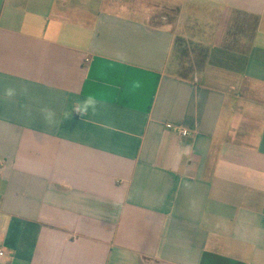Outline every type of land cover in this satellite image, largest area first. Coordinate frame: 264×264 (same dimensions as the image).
I'll return each instance as SVG.
<instances>
[{"label":"crops","instance_id":"0c3cea01","mask_svg":"<svg viewBox=\"0 0 264 264\" xmlns=\"http://www.w3.org/2000/svg\"><path fill=\"white\" fill-rule=\"evenodd\" d=\"M9 85L0 264H264V0H0Z\"/></svg>","mask_w":264,"mask_h":264},{"label":"clouds","instance_id":"9594fccd","mask_svg":"<svg viewBox=\"0 0 264 264\" xmlns=\"http://www.w3.org/2000/svg\"><path fill=\"white\" fill-rule=\"evenodd\" d=\"M139 82H136L134 84V87H139ZM27 94L28 93V87L24 86L22 89H17V87L13 85H9L7 87L0 88V97L7 98L9 101L15 100L18 94L20 93ZM103 101L99 99L97 96L88 94L83 99L77 100L72 105V111L71 113H65V117L68 118L71 116L73 112L79 113L81 116H89L95 115L98 111L99 105ZM22 108L27 113H31V107L30 105H22ZM40 112L43 116V119L50 125H55L57 122V113L54 108L48 105H43L40 109ZM113 207L117 208L118 210H122V202H115L113 204Z\"/></svg>","mask_w":264,"mask_h":264},{"label":"built area","instance_id":"2783aa9c","mask_svg":"<svg viewBox=\"0 0 264 264\" xmlns=\"http://www.w3.org/2000/svg\"><path fill=\"white\" fill-rule=\"evenodd\" d=\"M178 134H180V135H183V134H185L184 133V131H182V130H175ZM5 255V251H4V249L2 248V247H0V258L1 257H3Z\"/></svg>","mask_w":264,"mask_h":264}]
</instances>
